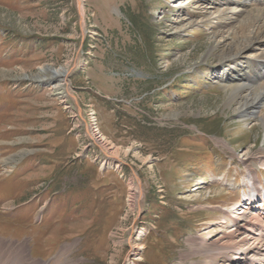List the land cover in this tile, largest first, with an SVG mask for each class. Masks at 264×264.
I'll return each instance as SVG.
<instances>
[{
  "label": "rangeland",
  "instance_id": "rangeland-1",
  "mask_svg": "<svg viewBox=\"0 0 264 264\" xmlns=\"http://www.w3.org/2000/svg\"><path fill=\"white\" fill-rule=\"evenodd\" d=\"M174 2L0 0V263L207 264L189 250L248 207V166L264 186L239 157L263 127L228 106L213 30H178ZM44 65L72 68L67 98Z\"/></svg>",
  "mask_w": 264,
  "mask_h": 264
},
{
  "label": "bare ground",
  "instance_id": "bare-ground-1",
  "mask_svg": "<svg viewBox=\"0 0 264 264\" xmlns=\"http://www.w3.org/2000/svg\"><path fill=\"white\" fill-rule=\"evenodd\" d=\"M250 1L175 0L174 7L179 9L175 23L178 30H185L196 24L209 26L213 30L211 37L215 44L210 48L209 54L213 55L219 48L217 62L220 66H228L218 74L219 82L229 91L227 104L233 108L241 122L250 127L261 124L264 132V0H255L261 2L260 6H253ZM252 4L257 5L258 2ZM191 10L203 11L207 17L203 15L200 20L188 19L187 15ZM71 69L69 65L58 68L44 65L39 67V73L35 77L45 79L44 83L65 99L70 95L67 76ZM88 127L91 135L99 138L102 145L105 139L97 135L92 123ZM223 144L228 145L225 141ZM250 150L252 147L239 154L243 163L251 159L264 165V148L260 149L261 153L257 156H253ZM113 152L117 153V150ZM247 169V179L251 182L249 205L240 214L228 215L226 226L229 229L221 234L223 242L218 244L215 238L203 241L198 239L193 244L194 248L192 246L189 250L190 254L203 256L207 264H264V204L257 206L253 203L254 196L261 195V187L264 186L258 183L255 170L250 166ZM130 182L133 201L138 204L140 185L138 182ZM138 249L135 246L132 254H136ZM21 252L24 256L23 248H19V257ZM24 257L27 261L31 260L26 255ZM22 260L20 257L0 264H19Z\"/></svg>",
  "mask_w": 264,
  "mask_h": 264
}]
</instances>
